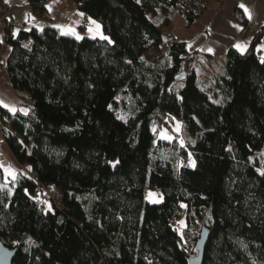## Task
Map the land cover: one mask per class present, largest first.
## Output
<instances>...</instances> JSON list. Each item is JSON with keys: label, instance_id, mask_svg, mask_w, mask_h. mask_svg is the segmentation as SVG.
I'll use <instances>...</instances> for the list:
<instances>
[{"label": "trees", "instance_id": "trees-1", "mask_svg": "<svg viewBox=\"0 0 264 264\" xmlns=\"http://www.w3.org/2000/svg\"><path fill=\"white\" fill-rule=\"evenodd\" d=\"M27 1L44 10L46 0ZM77 1L109 38L53 24L14 36L4 17L5 67L31 102L13 114L0 104L4 138L33 171L0 186V238L17 247L12 264H189L174 226L182 212L194 239L209 230L202 264H264V169L252 159L264 146V23L245 51L228 49L221 67L205 54L215 67L198 69L196 51L174 37L171 63L145 65L144 53L163 41L153 15L173 9L191 23L199 0ZM236 16L249 24L239 7ZM120 95L127 117L116 109ZM167 116L181 120L185 144L154 131ZM184 150L196 167L182 163ZM148 184L163 191L160 205L149 206ZM38 187L58 188L59 199L37 196Z\"/></svg>", "mask_w": 264, "mask_h": 264}, {"label": "crops", "instance_id": "crops-1", "mask_svg": "<svg viewBox=\"0 0 264 264\" xmlns=\"http://www.w3.org/2000/svg\"><path fill=\"white\" fill-rule=\"evenodd\" d=\"M78 4L77 0H46L44 11L50 15L46 18L39 7L31 5L27 0H0V19H11L14 36H17L20 29H42L47 24H53L63 34L79 38L84 35L109 38L97 19L91 17L87 24L81 23L84 12ZM238 7L244 11L248 25L237 18ZM164 14L168 16L167 21ZM153 18L162 27L163 41L169 37L187 41L189 50L196 51L192 62L197 68L212 70L215 63L208 60L205 54L218 58L221 67L230 47L240 51L249 47L255 31L264 23V0H207L191 23H187L181 12L173 9L155 14ZM253 24H256L254 29L251 28ZM11 49L12 44L6 41L5 30H0V65L6 62ZM257 52L264 60V36L257 46ZM0 104L12 114L18 110L27 113L31 107L28 93L18 91L12 86L6 69L0 72ZM20 164L4 138L0 122V166L14 180Z\"/></svg>", "mask_w": 264, "mask_h": 264}, {"label": "rangeland", "instance_id": "rangeland-1", "mask_svg": "<svg viewBox=\"0 0 264 264\" xmlns=\"http://www.w3.org/2000/svg\"><path fill=\"white\" fill-rule=\"evenodd\" d=\"M156 19H157V17H156ZM166 43H167V40L164 39V41L160 45H158L157 47H152L149 50H147L142 57V63L145 65L151 64L156 59L162 63V66H165V65L171 63V59H169V57L167 55ZM186 71H187V67H185L181 72H179L177 74V77L175 79L176 87H180L182 85ZM116 109L120 113V115H122V117H127L128 114L130 113L128 101L126 100L125 97H123V95L119 96V105L117 106ZM153 129L160 136L168 138L170 140L171 139L173 140V138L176 135H178L175 142L185 144L186 136L183 132L182 122L178 118L171 119L169 116L159 118L153 124ZM169 145L175 151V146H173V145L171 146V144H169ZM183 152H184L183 155L188 159V162H187L188 165L196 167L198 165V158L196 156H194L190 151L184 150ZM252 159L253 160L258 159L259 169L260 170L264 169V165H263L264 146L262 147V149L254 152L252 154ZM174 161L176 164H179L181 160L176 155L174 158ZM18 167L19 168L16 172L18 174L19 173L28 174V172L30 170V167L28 164H20ZM0 169H1L0 186H5V185L7 186V185H9L12 178L10 176H7L4 173V170L1 166H0ZM149 185L150 184L146 185V187L144 189V195H145L146 199L148 200L150 207L158 206V205H160V203L163 200L164 193L160 187L149 186ZM42 192L45 193L46 195L52 194L53 196H55L56 200L59 199V197H60V195H59L60 191L56 187H52L50 189L43 188ZM174 226H176L180 235L182 236L183 242L188 243V247L186 248L188 254L190 256L195 255L197 253L196 239H194V235L192 232L186 231V229H185L186 221H185V213L184 212H182L181 216L178 218V220L174 224Z\"/></svg>", "mask_w": 264, "mask_h": 264}, {"label": "water", "instance_id": "water-1", "mask_svg": "<svg viewBox=\"0 0 264 264\" xmlns=\"http://www.w3.org/2000/svg\"><path fill=\"white\" fill-rule=\"evenodd\" d=\"M208 234V228L203 226L196 239L197 253L189 257V264H202ZM16 250L17 247H11L5 244L0 238V264H12Z\"/></svg>", "mask_w": 264, "mask_h": 264}, {"label": "built area", "instance_id": "built-area-1", "mask_svg": "<svg viewBox=\"0 0 264 264\" xmlns=\"http://www.w3.org/2000/svg\"><path fill=\"white\" fill-rule=\"evenodd\" d=\"M207 3V0H199V7H203V6H205V4ZM41 13H42V15L44 16V17H46V18H49V13L47 12V11H40ZM90 18H91V16L87 13V12H84L83 13V15H82V18H81V23L82 24H87L88 23V21L90 20ZM255 25L256 24H253V25H251V28L252 29H254L255 28ZM4 27H5V23H4V19H0V30H4ZM22 43H23V45L24 46H26V47H30V41L29 40H27V39H22ZM6 69V67H5V63L4 64H2V65H0V72H2L3 70H5ZM178 135H176V137H177ZM181 160H182V163L183 164H185V165H188V159L184 156V155H182V157H181ZM28 174H31V175H33V171L30 169L29 170V172H28ZM42 190H43V187H38V188H36V190H35V194L37 195V196H43L45 193H43L42 192ZM53 196V195H52ZM43 209H45V206H43L42 207Z\"/></svg>", "mask_w": 264, "mask_h": 264}, {"label": "snow or ice", "instance_id": "snow-or-ice-1", "mask_svg": "<svg viewBox=\"0 0 264 264\" xmlns=\"http://www.w3.org/2000/svg\"><path fill=\"white\" fill-rule=\"evenodd\" d=\"M6 2H7V0H6ZM50 7V6H49ZM79 38V37H78Z\"/></svg>", "mask_w": 264, "mask_h": 264}]
</instances>
